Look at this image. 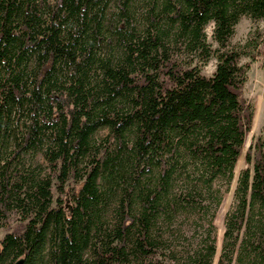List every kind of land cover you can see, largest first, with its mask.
<instances>
[{
  "label": "trees",
  "instance_id": "16d2710c",
  "mask_svg": "<svg viewBox=\"0 0 264 264\" xmlns=\"http://www.w3.org/2000/svg\"><path fill=\"white\" fill-rule=\"evenodd\" d=\"M244 16L264 0H0V264H213L264 63ZM233 197L217 264H264L262 136Z\"/></svg>",
  "mask_w": 264,
  "mask_h": 264
},
{
  "label": "rangeland",
  "instance_id": "374dc122",
  "mask_svg": "<svg viewBox=\"0 0 264 264\" xmlns=\"http://www.w3.org/2000/svg\"><path fill=\"white\" fill-rule=\"evenodd\" d=\"M257 25L260 27H264L263 22L255 23L252 22L248 17H242L240 21L237 23L235 27V32L231 38V44L234 46H240L242 45L245 40L248 37V32L250 29H254ZM211 27L212 22L208 23L205 27L206 33H207V39L212 43V45H216L215 42L212 39L211 36ZM262 54H258L256 58L253 60L250 59L249 56L245 55L242 57L241 61H249V68L247 72V80L243 87V94L244 96L250 100L254 105V115L252 118V123L250 130L248 131L245 139V144L242 149V152L240 154V157L238 159L237 165L235 167V177L233 182L230 185L229 191L224 195L223 200L220 204V206L217 208L214 216V225L216 227V255L215 259L213 261V264H217V259L219 256V252L221 249V243H222V235L224 231V219L226 213L230 210V208L233 205V192L234 187L236 185V179L239 174V172L245 167V155L246 151L256 136H262L264 138V63H262ZM216 64V58L215 56H211L202 66L201 70L204 74H210ZM106 135V131L102 130L98 133V136H104ZM37 159L40 162H43L41 156H38ZM71 184L70 186H72ZM76 189L77 186H74ZM184 236L183 242L187 243L188 241L194 242V244L199 240L198 238L199 233L195 232L193 228H190L189 226L184 227ZM4 234V230L0 229V239L2 238ZM195 240V241H194Z\"/></svg>",
  "mask_w": 264,
  "mask_h": 264
},
{
  "label": "water",
  "instance_id": "95a60500",
  "mask_svg": "<svg viewBox=\"0 0 264 264\" xmlns=\"http://www.w3.org/2000/svg\"><path fill=\"white\" fill-rule=\"evenodd\" d=\"M0 251H1V248H0ZM13 264H23V259H18Z\"/></svg>",
  "mask_w": 264,
  "mask_h": 264
}]
</instances>
